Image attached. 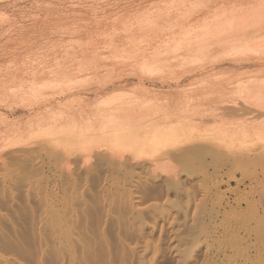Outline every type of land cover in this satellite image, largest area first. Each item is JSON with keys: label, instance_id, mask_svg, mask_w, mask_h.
I'll return each mask as SVG.
<instances>
[{"label": "bare ground", "instance_id": "1", "mask_svg": "<svg viewBox=\"0 0 264 264\" xmlns=\"http://www.w3.org/2000/svg\"><path fill=\"white\" fill-rule=\"evenodd\" d=\"M102 1L63 33L79 43L63 50L71 59L0 74V103L29 113L7 132L43 133L66 159L103 150L119 167L129 154L201 168L222 150L263 171L252 156L264 153V0H166L152 12H140L151 0ZM49 14L28 29L67 18Z\"/></svg>", "mask_w": 264, "mask_h": 264}, {"label": "rangeland", "instance_id": "2", "mask_svg": "<svg viewBox=\"0 0 264 264\" xmlns=\"http://www.w3.org/2000/svg\"><path fill=\"white\" fill-rule=\"evenodd\" d=\"M163 1H147L140 12ZM91 2L0 0V74L71 59L63 50L79 43L63 33L75 29L73 17L85 15ZM48 13L67 18L29 30L32 17ZM6 102L0 103V264H264V170L222 150L201 168L198 161L183 165L161 156L151 164L148 156L129 154L119 167L103 150L87 158L71 151L68 161L43 133L17 139L7 132L14 122L23 128L29 113ZM252 157L264 161L258 150Z\"/></svg>", "mask_w": 264, "mask_h": 264}]
</instances>
